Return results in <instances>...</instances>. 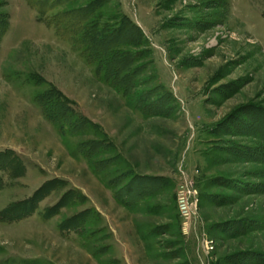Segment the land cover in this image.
I'll return each mask as SVG.
<instances>
[{
    "label": "rangeland",
    "instance_id": "rangeland-1",
    "mask_svg": "<svg viewBox=\"0 0 264 264\" xmlns=\"http://www.w3.org/2000/svg\"><path fill=\"white\" fill-rule=\"evenodd\" d=\"M0 264H264V0H0Z\"/></svg>",
    "mask_w": 264,
    "mask_h": 264
},
{
    "label": "built area",
    "instance_id": "built-area-1",
    "mask_svg": "<svg viewBox=\"0 0 264 264\" xmlns=\"http://www.w3.org/2000/svg\"><path fill=\"white\" fill-rule=\"evenodd\" d=\"M197 202L198 190L196 187V180L192 176L185 179L184 183L178 186L176 193V205L183 233H186L189 229Z\"/></svg>",
    "mask_w": 264,
    "mask_h": 264
}]
</instances>
